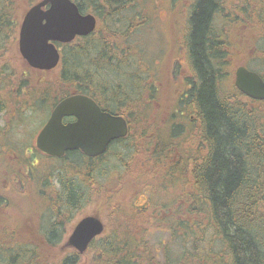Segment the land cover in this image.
Returning <instances> with one entry per match:
<instances>
[{"label":"trees","instance_id":"obj_1","mask_svg":"<svg viewBox=\"0 0 264 264\" xmlns=\"http://www.w3.org/2000/svg\"><path fill=\"white\" fill-rule=\"evenodd\" d=\"M73 1L81 13L94 14L106 30L98 39L95 31L77 38L83 40L81 45L63 47L55 94L64 96L74 90L105 94L106 110L123 116L130 131L126 138L112 142L104 155L90 158L79 150L70 151L59 158L69 163L63 170L44 174L31 166V157H11L30 144L15 150L4 124L0 210L6 213L0 214V264H82L86 253H93L87 264H264V101L245 99L260 103L262 109L248 106L233 85L231 94H222L229 42L215 36L224 34V29L213 27L227 18L229 32L247 19L248 30L239 26L237 32L264 31V0H243L245 7L227 14L226 0H197L187 15L184 44L188 98L180 92L165 118L150 113L145 126L138 110L124 104L132 96L128 86L112 84L109 78H136L145 86L151 82V76L147 80L137 71L130 75L122 69L131 63L127 58L134 32L150 15L146 0ZM144 15L145 20L139 21ZM259 55L264 60V51ZM138 91L136 95L143 99L146 91L140 87ZM151 94H155L152 88L150 102ZM155 119L159 131L148 127ZM135 125L140 132L136 133ZM184 140H189L185 146ZM114 147L118 151L110 152ZM79 158L82 164L76 161ZM35 186L49 201L43 210L35 204ZM24 197H29V205L21 202ZM91 205L103 211L105 233L84 255L74 249L58 252L67 226ZM13 210H19L30 225L25 227ZM159 233L181 240L186 247L179 254L162 247L158 253L163 252L164 261H159L147 243Z\"/></svg>","mask_w":264,"mask_h":264},{"label":"rangeland","instance_id":"obj_2","mask_svg":"<svg viewBox=\"0 0 264 264\" xmlns=\"http://www.w3.org/2000/svg\"><path fill=\"white\" fill-rule=\"evenodd\" d=\"M15 1V0H13ZM17 5L21 6L20 9L24 8V12L27 10L26 3L29 2L35 3L39 0H16ZM197 0H146L145 6L148 11L149 8V16L146 19V23L143 26L134 32L131 38V47L128 55V60H131V63L124 67L123 70L127 73H132L137 71L139 77L147 79L151 76V82L147 83L148 86H145L146 83L139 82L134 78L132 81L129 79H125L124 76L120 75L117 78H109L112 81V84H119L122 82L124 86H128L131 92V100L124 104H128L129 108L132 110H138L140 113V122L142 125L148 124V120L151 119L150 113H152L155 117L159 115L160 117L164 115L165 118L167 112H169L172 108V104L176 101V97H178L179 93L183 90L185 81L189 75V70L186 65L185 55L183 50L179 47L181 43L186 42L188 27L187 26V15L191 9H195ZM30 3V4H31ZM227 10L224 12L227 14L229 11H233L235 9L245 7L243 0H226L225 1ZM19 9V10H20ZM26 9V10H25ZM155 9V10H154ZM24 12L21 16L23 18ZM152 12V13H151ZM145 20V15L139 17V21L143 22ZM226 19H220L216 24L217 27H221L228 35L231 36V43L229 41V45L227 46L229 50V55L233 57V59H227L226 69L227 75L222 82L221 92L222 94H231L232 85L235 82V71L241 65H247L251 70L257 72L259 74L264 73V60L260 58L259 52L264 51V31H260L258 34L249 33L245 35V38H248L250 42L248 43L249 47L242 46V42L239 41L240 35L238 32L236 33L231 27V30L228 32L227 25H225ZM235 26V24H234ZM238 28L239 25L237 24ZM104 24L100 25L98 21L97 33L95 35V39L100 38L102 33H105ZM236 33V35H235ZM257 35V36H254ZM261 35V36H260ZM81 39L77 40L73 43V45H81ZM120 45V44H118ZM235 45L236 49L232 46ZM238 49V50H237ZM123 55H120L122 58ZM134 61V62H133ZM57 70V69H56ZM157 72V73H156ZM55 75V73H52ZM159 74V76H158ZM49 76V75H48ZM137 76V75H136ZM137 76V78H138ZM55 81V80H54ZM138 87L140 89L143 88V99H140L138 94ZM151 88L154 89L155 94H151V102L148 97V92H151ZM142 92V91H141ZM52 93V92H51ZM123 95H120V98ZM227 96V95H226ZM242 102H245L250 107H256L258 109H262L261 104H251L247 102L245 99H241ZM166 111V112H165ZM51 113V108L47 103L40 104L38 108H34V111H27L25 113V122L28 127V143L25 142L23 137H26V133L22 127H20V123L16 128H11L9 138L10 142L15 147V150H24L29 144L30 150H25L23 153H11V157L17 160H25L27 157L29 158V163L34 165L33 168H37V171H41V173H55L57 171H61L65 168L66 164H69L65 159H59L57 157L48 156L41 151H37L33 146L35 145V141L33 143L35 134L39 132L41 127L47 121L49 114ZM170 116L168 118H172ZM177 116V115H176ZM161 122V121H160ZM169 122V121H168ZM140 126V125H138ZM158 126V119L151 121L148 125L150 130L155 131ZM4 127V115L0 116V129ZM160 127H158L159 131ZM187 129V128H186ZM136 133L140 132L137 125H135ZM188 134V133H187ZM153 136V134H152ZM188 138V137H187ZM189 141V140H186ZM186 141L184 140V146L186 145ZM142 143V148L140 151L144 150V142L141 140L139 144ZM34 144V145H33ZM119 147H114L110 152L114 153L118 151ZM78 163L82 164L84 161L82 158L76 159ZM153 166V161L151 163ZM52 172V173H51ZM34 181L36 184H39L40 178L34 175ZM38 187V186H37ZM36 186L34 187L35 190ZM35 204L38 206L40 210L46 208V205L49 201L42 195H40L36 190L35 194ZM25 201V202H24ZM24 201L22 203H29V197H24ZM29 205V204H28ZM98 210V211H97ZM97 206H87L84 207L79 213H77L75 219L72 220L70 225L66 228V233L64 235V241L62 243V249L60 247L57 249L58 252L64 254L72 251L71 248H65L64 245L72 232L74 226L77 224L79 220L88 216V215H99L104 223H106L105 216L103 211H100ZM6 213L0 210L1 213ZM11 212V211H10ZM18 218L22 220L24 226L30 225V222L27 220H23L19 215V210L12 211ZM11 212V216L14 217V214ZM2 213V214H3ZM10 214V213H9ZM17 217H14L17 218ZM25 219V218H24ZM30 230L35 229V226L29 227ZM32 228V229H31ZM37 229V228H36ZM147 243L150 247L154 248V253L157 254L159 261H164L163 252L161 254L158 253V250L168 251L172 250L175 253H178L184 248L181 246V240L176 239L174 241L170 240V235L166 233H159L153 239L147 240ZM56 255V250L52 251ZM84 260L82 264H87L86 261L92 259L93 253L85 254ZM229 259L228 257H226Z\"/></svg>","mask_w":264,"mask_h":264},{"label":"water","instance_id":"obj_3","mask_svg":"<svg viewBox=\"0 0 264 264\" xmlns=\"http://www.w3.org/2000/svg\"><path fill=\"white\" fill-rule=\"evenodd\" d=\"M49 5V8H45ZM98 26L92 13H81L73 0H42L25 15L20 30V51L33 68L55 69L61 62L56 42L71 44L88 37ZM236 88L255 101H264V79L240 66L236 70ZM73 122L64 123V118ZM129 124L120 115L103 112L89 97L72 96L60 102L39 132L36 147L42 153L62 158L79 150L90 158L104 155L115 140L126 138ZM106 231L99 215H88L77 222L64 247L84 255L91 244Z\"/></svg>","mask_w":264,"mask_h":264},{"label":"flooded vegetation","instance_id":"obj_4","mask_svg":"<svg viewBox=\"0 0 264 264\" xmlns=\"http://www.w3.org/2000/svg\"><path fill=\"white\" fill-rule=\"evenodd\" d=\"M41 1L42 0H39L31 4L26 3L25 7L27 8V10L25 9L26 11L24 12V8L20 9L21 6L17 5L18 2L16 0L15 1L0 0V116L4 115V124L6 127H8V130L11 131V128H16L19 123H20V127L26 129L24 130L26 133L25 135L26 137H23L25 142H28L29 139L27 133L28 127L25 122L26 121L25 113L28 110L34 111V108H38L40 104L47 103L49 106H51V113L49 114L48 119L50 118L55 107L60 102H62L66 98L77 95L89 97L100 107V109L103 112H109L106 110V107L108 106V98L105 96V94L93 95L88 93H82L77 90H74L69 94H65L64 96L60 94L57 95L55 94L56 90L54 89V86L56 85V80L59 75V70L62 62V52H63L62 49L65 45L68 44H62L59 42L55 43L61 54V62L55 69L52 70H40L33 68L29 65L28 61L23 57L20 51V43H19L21 26L26 13L33 6H35ZM48 8L49 5L45 8V10H47ZM23 12H24L23 18H21ZM242 22L244 23H239V26L243 29L248 30L247 27L251 25L249 24V21L247 19H244ZM213 27L218 28L217 24H214ZM237 28H238L237 26L234 27V31L236 33H237L236 30ZM225 33L224 34L217 33L215 36H217L218 39L220 38L222 41L227 40L229 42L231 40V36L226 35L227 33L226 34ZM238 34L240 35L239 41L243 43L242 46L249 47L248 43L250 42V40L248 38H245V35L247 34H241L240 32H238ZM76 41L77 40H75L74 42ZM179 47L183 50L185 55L186 52L184 48L185 47L184 43H181ZM232 48L234 51V49H236L235 45L232 46ZM226 50H227L226 61L227 59H233L234 55L233 57L232 55L230 56L229 50L228 49ZM185 59H186V55H185ZM241 66H245L247 69L251 70L249 67H247V65L243 64ZM52 73H55V75ZM261 76L263 77V75ZM235 77H236V71H235ZM233 84H235V82ZM233 86L236 89V91L243 96L244 99L252 100L246 95L242 94L236 88L235 85ZM189 89L190 87L188 86V83L185 84L184 89L181 91V95L183 96V98L185 99L188 98ZM75 120L76 119L73 117H67L64 118V123L73 122ZM47 121L44 123V125L47 123ZM44 125L41 127V129L44 127ZM182 127H183V132L184 133L187 132L186 126H182ZM41 129L39 130V132L41 131ZM129 131H130V126H129ZM39 132L35 134L33 140V143L35 141V145L33 144L34 145L33 148H35L36 150H38L36 147V139ZM30 148L32 147H29L27 150H30ZM173 153L176 152L173 151ZM173 156H176V154H173Z\"/></svg>","mask_w":264,"mask_h":264}]
</instances>
